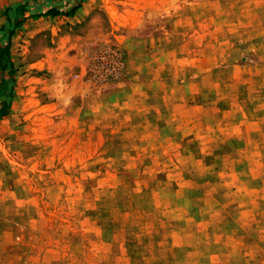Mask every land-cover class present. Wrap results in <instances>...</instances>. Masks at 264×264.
I'll return each instance as SVG.
<instances>
[{
	"label": "rangeland",
	"instance_id": "rangeland-1",
	"mask_svg": "<svg viewBox=\"0 0 264 264\" xmlns=\"http://www.w3.org/2000/svg\"><path fill=\"white\" fill-rule=\"evenodd\" d=\"M20 1L0 0V25ZM25 9L0 117L3 263L264 264V0ZM101 50L119 74L94 77Z\"/></svg>",
	"mask_w": 264,
	"mask_h": 264
},
{
	"label": "trees",
	"instance_id": "trees-1",
	"mask_svg": "<svg viewBox=\"0 0 264 264\" xmlns=\"http://www.w3.org/2000/svg\"><path fill=\"white\" fill-rule=\"evenodd\" d=\"M79 3L76 2L72 4L67 10H61L54 7H49L43 12H38L30 15L31 19H36L38 17L50 16L54 17L56 15L71 16L75 9H77ZM27 7V0L20 2H15L7 5L3 8L2 13L4 16V22L0 25V117L7 113L9 100L12 95V62L9 58V41L10 37L14 33V30L18 28L24 19L25 8ZM6 72L9 77L4 76Z\"/></svg>",
	"mask_w": 264,
	"mask_h": 264
},
{
	"label": "built area",
	"instance_id": "built-area-1",
	"mask_svg": "<svg viewBox=\"0 0 264 264\" xmlns=\"http://www.w3.org/2000/svg\"><path fill=\"white\" fill-rule=\"evenodd\" d=\"M95 65L98 72L94 77L98 76L97 78H100L103 75L115 76L121 70V56L115 50H101L97 54Z\"/></svg>",
	"mask_w": 264,
	"mask_h": 264
},
{
	"label": "crops",
	"instance_id": "crops-1",
	"mask_svg": "<svg viewBox=\"0 0 264 264\" xmlns=\"http://www.w3.org/2000/svg\"><path fill=\"white\" fill-rule=\"evenodd\" d=\"M0 122V177H3L2 184H0V191L6 192V160H9V153L6 152V125H2ZM9 150V149H8ZM5 201L3 202V204ZM5 205V204H4ZM4 255H0V263L4 264Z\"/></svg>",
	"mask_w": 264,
	"mask_h": 264
}]
</instances>
